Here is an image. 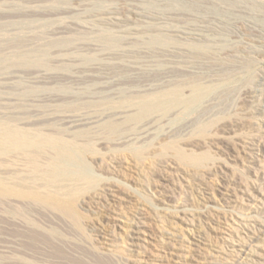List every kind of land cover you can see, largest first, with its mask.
Here are the masks:
<instances>
[{
  "label": "rangeland",
  "instance_id": "1",
  "mask_svg": "<svg viewBox=\"0 0 264 264\" xmlns=\"http://www.w3.org/2000/svg\"><path fill=\"white\" fill-rule=\"evenodd\" d=\"M0 264H264V0H0Z\"/></svg>",
  "mask_w": 264,
  "mask_h": 264
},
{
  "label": "bare ground",
  "instance_id": "2",
  "mask_svg": "<svg viewBox=\"0 0 264 264\" xmlns=\"http://www.w3.org/2000/svg\"><path fill=\"white\" fill-rule=\"evenodd\" d=\"M178 93H179V91H178ZM160 97H162L161 95H160ZM178 97V96H177ZM179 97H180V95H179ZM145 98V97H144ZM147 98V97H146ZM149 99L150 98H152V97H148ZM182 98V97H181ZM143 99V98H142ZM155 98H153V100H154ZM157 99H158V97H157ZM162 99V98H161ZM168 99V98H167ZM166 99V100H167ZM160 100V99H159ZM175 100V99H174ZM131 101H132V99H131ZM140 101H144V100H140ZM162 101V100H161ZM165 101V100H164ZM176 101V100H175ZM177 101H179V100H177ZM189 101V100H188ZM124 102H125V100H124ZM156 102V101H155ZM154 101H152V102H149V103H147L146 105H148V107L149 106H155V105H157L156 103H155ZM159 102V101H158ZM167 103V105L168 104H175L176 102H174L173 100H171V99H169L168 101H166ZM128 103V102H127ZM132 103V102H131ZM136 103V102H135ZM142 104H143V102H141ZM140 103V104H141ZM146 103V102H145ZM183 103V102H182ZM163 103H161V105H162ZM160 105V104H159ZM158 106V105H157ZM9 138L11 139V141H12V143L13 144H15L16 145V147L18 148V150H22L23 148H26V147H32V146H34V142L33 141H29V140H24L25 142H22L20 139H21V137L20 136H18V135H16V134H13V135H11V136H9ZM59 140V139H58ZM60 141V140H59ZM61 148V147H60ZM62 149H64V147L62 148ZM63 151H66V150H63ZM68 151H66L65 153H67ZM62 154H63V152H62ZM65 155H68V154H65ZM70 158V157H69ZM68 158V159H69ZM63 159V158H62ZM71 159V158H70ZM70 159H69V161H70ZM52 163H53V168H52V174L53 175H56L57 173H59V170L61 169V166H60V161H57V162H54V161H52ZM12 195L14 194V195H19L18 193H16V192H10Z\"/></svg>",
  "mask_w": 264,
  "mask_h": 264
}]
</instances>
